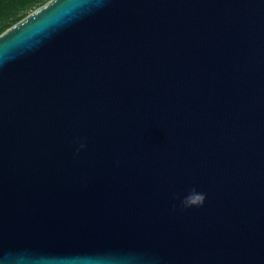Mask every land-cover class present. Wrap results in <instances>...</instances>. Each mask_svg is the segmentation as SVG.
<instances>
[{"label": "water", "instance_id": "95a60500", "mask_svg": "<svg viewBox=\"0 0 264 264\" xmlns=\"http://www.w3.org/2000/svg\"><path fill=\"white\" fill-rule=\"evenodd\" d=\"M0 264H264V0H49L2 32Z\"/></svg>", "mask_w": 264, "mask_h": 264}, {"label": "trees", "instance_id": "16d2710c", "mask_svg": "<svg viewBox=\"0 0 264 264\" xmlns=\"http://www.w3.org/2000/svg\"><path fill=\"white\" fill-rule=\"evenodd\" d=\"M49 0H0V34Z\"/></svg>", "mask_w": 264, "mask_h": 264}, {"label": "clouds", "instance_id": "9594fccd", "mask_svg": "<svg viewBox=\"0 0 264 264\" xmlns=\"http://www.w3.org/2000/svg\"><path fill=\"white\" fill-rule=\"evenodd\" d=\"M84 147L85 145L81 143L79 148L77 149V152H79L80 149ZM176 198L180 199L179 197ZM205 200H206V194L199 192L195 188H193L182 199H180V205L183 209H188L192 207H201L204 205Z\"/></svg>", "mask_w": 264, "mask_h": 264}]
</instances>
